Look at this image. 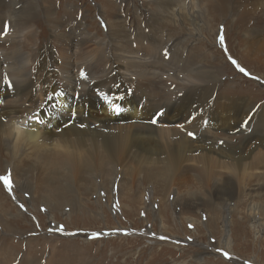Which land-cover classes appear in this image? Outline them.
<instances>
[{"label": "rangeland", "instance_id": "374dc122", "mask_svg": "<svg viewBox=\"0 0 264 264\" xmlns=\"http://www.w3.org/2000/svg\"><path fill=\"white\" fill-rule=\"evenodd\" d=\"M38 2L46 4L49 16L36 12L28 47L50 52L47 62L55 71L62 72L65 62L80 72L90 61L105 72L111 88L130 91L125 101L137 100L138 114L152 112L156 124L175 132L161 134L176 138L178 130L191 127L189 142L203 140L208 147L234 152L241 161L203 149L195 152L207 156L203 174L192 160L174 171L137 165L111 181V163L92 175L83 169L74 179L48 171L44 160L33 166L20 157L15 174L21 179L28 171L33 200L18 190L12 168L0 173L11 180V190L0 180V264H264V0H189L197 17L186 11L148 13L142 0H111L113 8H104L101 0L99 11L98 0ZM106 40L113 45L102 56L99 45ZM26 50L22 56L28 65L19 60L10 64L36 75L40 68ZM136 50L148 61L170 56L174 70L209 89V95L213 91V97L235 99L230 104L234 120L219 127L187 111L177 114L172 105L184 97L177 88L185 90V85L176 88L179 82L167 76L157 80L131 61L118 70L119 52ZM121 71L131 78L121 77ZM59 76L54 79L61 83ZM130 106L114 120L116 125L139 120L131 116ZM17 150L0 147V171ZM53 176L58 179L51 183L47 177ZM54 185L66 207L50 212L49 222L38 199L55 196Z\"/></svg>", "mask_w": 264, "mask_h": 264}, {"label": "bare ground", "instance_id": "6f19581e", "mask_svg": "<svg viewBox=\"0 0 264 264\" xmlns=\"http://www.w3.org/2000/svg\"><path fill=\"white\" fill-rule=\"evenodd\" d=\"M38 1L41 2L0 0V147L6 151L12 147L18 148L15 158L11 159L12 164L11 161L6 163V168L0 173L12 168L18 190L29 194L30 201L33 200V192L27 187L28 171L24 170L21 179L15 174V162H20L22 158L29 160L33 166L35 161L44 160L43 164L48 171H62L63 174H68V178L72 176L74 179L80 178L83 169L88 175H92L95 169H103L105 164L111 163V181L127 168L137 165H161L168 171H174L180 168L182 163L192 160L191 164L197 163V170L203 174L207 156L204 153H195L202 152L203 149H213L220 157L241 161L240 156L234 152L221 147H208L202 144L203 140L189 142L186 134L191 127L178 130L180 135L176 138L161 134L163 131L175 132L163 124H156L155 119L151 118L152 112L138 114V110H134L137 100L125 101L130 91L121 86L111 88L105 78V72L100 73L99 68L90 65V61H85L80 72L73 63L65 62L62 72L58 69L55 71L47 62L52 57L50 52L39 51L33 46L28 47L29 37L33 33L31 21L36 12L41 9L43 15L49 16L46 14L47 9L45 10L46 4ZM102 1L103 4L106 3L104 8L109 4L113 8L111 0ZM182 1L184 0H142V9L161 16H164V12L186 11L197 17V7L191 6L189 0L184 3ZM100 2L101 0H98L96 5L98 11L103 10ZM100 16L106 22L101 14ZM112 45L111 40L100 42L99 51L102 56L109 54ZM28 48L40 68L36 75L31 72L21 73V66L10 64L19 60L28 65L30 61L22 56L27 53ZM119 55L123 60L116 62L118 70L125 61H131L130 65L146 68L148 74L157 80L167 76V79L174 78L179 82L176 88L186 86L185 90L177 88L185 97H180L183 101L178 98L172 105L177 114L187 111V115L199 116V119L205 122L210 119L219 127H227V124L234 120L231 113L234 109L230 104L233 105L237 101L230 97H213V91L212 95H209V89L198 87V84L192 82L182 71L177 73L174 70L178 69L177 65L169 63L170 56L155 62L144 60L138 50L132 53L119 52ZM51 62L54 64L55 59ZM57 73L59 78H62L61 83L55 82L57 78L54 79V76ZM121 73V77L130 79L132 76L123 71ZM129 103L130 108H133L131 116L139 120L126 127H120L114 120L124 117L125 107ZM239 105L238 103L235 106L238 108ZM214 115L217 116L213 119ZM154 116L156 118L157 115ZM96 156L102 158L95 159ZM40 165L42 166V163ZM47 179L54 183L58 177ZM52 190L55 196L44 198L47 195H43L38 199L40 206L47 209L45 215L49 222L52 221L50 212L58 210L59 207H66L63 204L65 197L58 186L54 185ZM49 199L52 201H48ZM12 234L18 233L13 231Z\"/></svg>", "mask_w": 264, "mask_h": 264}, {"label": "snow or ice", "instance_id": "6c2138e0", "mask_svg": "<svg viewBox=\"0 0 264 264\" xmlns=\"http://www.w3.org/2000/svg\"><path fill=\"white\" fill-rule=\"evenodd\" d=\"M0 180H4L5 184L9 186V189L11 190V180L8 177H0Z\"/></svg>", "mask_w": 264, "mask_h": 264}]
</instances>
